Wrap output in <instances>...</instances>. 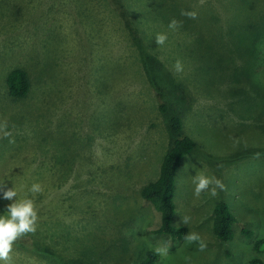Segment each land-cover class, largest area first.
Segmentation results:
<instances>
[{
  "label": "rangeland",
  "instance_id": "obj_1",
  "mask_svg": "<svg viewBox=\"0 0 264 264\" xmlns=\"http://www.w3.org/2000/svg\"><path fill=\"white\" fill-rule=\"evenodd\" d=\"M123 1L139 34L118 0H0V122L11 133L0 132V184L38 209L11 264H141L166 244L157 264H248L264 237V0ZM15 67L32 80L22 100L7 90ZM176 114L197 147L176 173L175 223L198 233L204 251L156 234L161 214L141 196L159 177ZM199 173L226 189L194 196ZM221 201L238 219L231 241L213 231ZM10 203L0 191V215Z\"/></svg>",
  "mask_w": 264,
  "mask_h": 264
},
{
  "label": "trees",
  "instance_id": "obj_2",
  "mask_svg": "<svg viewBox=\"0 0 264 264\" xmlns=\"http://www.w3.org/2000/svg\"><path fill=\"white\" fill-rule=\"evenodd\" d=\"M120 4V14L125 19L126 24L134 34L140 31L132 18L128 5L123 0H118ZM32 89V80L28 71L23 67H15L7 76L8 93L17 100L28 97ZM167 105H161L164 111ZM171 129L173 137L170 147L163 157L159 177L145 184L141 189V196L150 201L161 214V224L155 230L158 235L169 236L173 240H185L184 237L190 233L187 225L175 223L177 206L176 197V173L182 160L194 152L197 147L195 139L188 135L184 130V120L180 114L171 117ZM237 217L232 211L230 205L221 201L214 208L213 231L216 237L222 241H231L235 237L234 225L237 223ZM242 233L251 237L253 231L245 227ZM254 250L255 255L248 261V264H264V258L261 254L264 252V237L256 239ZM160 255L156 254L155 249H149L146 255L140 260L141 264H157ZM69 264V263H64Z\"/></svg>",
  "mask_w": 264,
  "mask_h": 264
},
{
  "label": "clouds",
  "instance_id": "obj_3",
  "mask_svg": "<svg viewBox=\"0 0 264 264\" xmlns=\"http://www.w3.org/2000/svg\"><path fill=\"white\" fill-rule=\"evenodd\" d=\"M203 4L204 0H200ZM182 16H187L190 19H196L198 13L195 11L181 10ZM181 26V22L175 18L169 21V29L175 31ZM167 40V33H158L155 37L157 45H164ZM174 70L177 73L183 71V64L177 60L174 65ZM0 132L5 138L10 137L11 133L7 131V121L0 122ZM14 139H10L9 143H14ZM259 153L256 154L259 157ZM194 184V196L199 197L202 192H208L210 197H217L219 191L226 189L223 181L215 176H207L203 173L195 175L192 179ZM0 191L3 192V199L12 201L6 206L4 215H0V261L4 264H11V255L14 243L21 237L37 230L38 209L34 199L25 195L23 198L18 197V192L15 187L6 188L4 184H0ZM28 191L33 195L43 192V187L40 183L34 182ZM15 198V199H14ZM185 224L188 223V218H182ZM188 243L199 242V250L204 251L207 248V243L203 241L200 235L196 232H190L184 237ZM170 244L158 246L155 248L156 254L161 257L167 256L169 253ZM186 264H191V257H185Z\"/></svg>",
  "mask_w": 264,
  "mask_h": 264
}]
</instances>
